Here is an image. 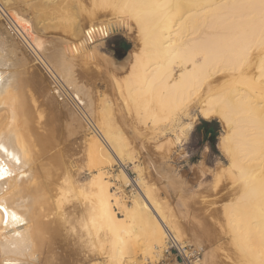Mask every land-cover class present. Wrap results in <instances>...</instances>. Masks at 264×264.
<instances>
[{
    "label": "bare ground",
    "instance_id": "bare-ground-1",
    "mask_svg": "<svg viewBox=\"0 0 264 264\" xmlns=\"http://www.w3.org/2000/svg\"><path fill=\"white\" fill-rule=\"evenodd\" d=\"M1 5L25 48L7 29L0 31L23 56L20 68L14 64L20 71L9 69L6 78L0 77V264H43V253L52 251L47 248L56 236L63 203L56 187H64L68 172L54 116L55 80L70 69L68 59L78 57L81 47L88 50L108 38L121 19L137 37L125 60L108 66V85L120 104L108 99V117L99 124L87 119L72 99L66 106L77 130L87 122L94 133L91 158L104 170L114 161L124 166L128 157L133 160L130 133L122 130L128 128V115L134 117V127L152 125L155 131L166 123L176 125L180 115L189 117L193 107H200L204 120L218 118L224 126L219 147L238 190L222 209L236 256L231 261L264 264V0H1ZM30 19L40 31L66 37L71 42L64 46L66 53L36 42ZM89 55L83 56L91 62ZM36 61L48 77L35 74ZM191 128L192 123L180 129L187 134ZM157 168L162 179L170 173ZM141 172L134 181L141 194L132 195L131 205L120 186L112 192L107 171L95 175L88 191L84 185L74 187L75 198L95 214L89 231L104 232L105 264H159L166 259L167 233L186 244L181 224ZM173 176V186L180 189ZM117 181L122 187L131 183L124 170ZM166 182L170 185L169 178ZM196 250L202 253L201 264H209L210 251Z\"/></svg>",
    "mask_w": 264,
    "mask_h": 264
},
{
    "label": "rangeland",
    "instance_id": "rangeland-1",
    "mask_svg": "<svg viewBox=\"0 0 264 264\" xmlns=\"http://www.w3.org/2000/svg\"><path fill=\"white\" fill-rule=\"evenodd\" d=\"M0 6V14L2 11L0 31L7 29L10 36L21 45L24 38L15 32L12 21L5 14L6 11L1 5V0ZM1 16H5V19ZM111 18V16L106 17V19ZM123 21V19L119 21L116 30L104 41L96 42V45H92L88 50L81 47V52L76 54L78 57L68 59L71 63L70 69L63 71L65 73L62 72L59 78L61 80L58 78L55 80L59 86L56 84L58 91L54 93V100L58 103V109L56 111L54 109V116L58 132L63 139L62 144L64 157L68 163V172L65 174L66 183L64 187H56L63 193V203L59 212L56 236L50 242L51 246L47 248H52V251L43 253L45 254L42 260L43 264H94V262L95 264H105L104 262L108 259V245L105 243L104 232L99 229L95 233L89 231V225L95 218V214L74 196V187L84 185L85 191H88L95 175L104 171H107L112 178L110 181L112 192L120 191V186L127 205L132 204L133 194H141L134 181L138 179L140 171H142L141 176L147 186L154 188L156 196L159 194L160 201L168 207L181 224L183 231H185L186 244L196 249L206 247L210 251L209 264H233V257L236 256L233 251L234 247L225 234L223 208L229 205L231 200H234L233 196H236L238 190L233 186L234 182L228 177L229 173L226 168L229 166V162L219 147L220 138L224 134V126L218 118L204 120L199 114L200 107H193L189 112V117L180 115V122L176 125L166 123L161 127V130L155 131L152 125L134 127V117L128 115L126 117L128 128L122 127V130L126 132L125 135L130 133L132 145L128 149H130L129 153L133 160L128 157L124 166L114 161L105 170L90 155V138L94 136L92 129L84 120V123L86 122L85 129L79 131L69 118L66 107L70 104L69 99L78 104L80 111L87 119L95 121L97 124L108 117L104 109L108 99L116 101L115 104H120L118 97H116L117 94L108 85V66L115 61L123 62L130 51L136 47L135 36L137 37L133 31L130 33L127 29V22L125 21L123 25ZM29 24L31 34L35 37L36 42H40L50 49L58 46L59 51L66 53L64 46L71 44L66 37L55 35L56 31L52 29L54 33L50 30L40 31L41 26H38L34 19H30ZM2 36L3 34H0V50L2 51H0V56L3 57H0V67L2 68V70L0 68V77L6 78L8 74H4V72L10 73L9 69L11 72L17 71L21 65L17 64L22 63L23 56L11 45L9 40ZM124 42L129 45V50L125 55ZM10 47L11 49L14 47V50H10ZM14 51L17 53L14 54ZM87 53L93 59L91 62H88L83 56ZM27 54L28 56L31 55L29 51ZM30 58H35V56L31 55ZM34 70L38 77L39 73L49 76L41 61L35 62ZM192 117H196V119L193 121ZM203 122H208L209 125L202 127ZM191 123V130L187 134H183L180 128ZM155 168L161 170L167 168L165 170L170 171V173L163 175L162 179L158 176ZM200 168L205 171L206 176L202 177ZM120 170H124L131 181L127 187H122L121 183L117 181ZM170 174H174L178 183L181 182L180 189L173 186L172 183L175 181ZM168 178L170 185L166 182ZM120 217L123 218L122 214ZM226 240L227 242H225ZM3 241L4 239H0L1 243ZM163 258L165 259V257ZM158 261L156 260L155 263L151 264H157Z\"/></svg>",
    "mask_w": 264,
    "mask_h": 264
},
{
    "label": "built area",
    "instance_id": "built-area-1",
    "mask_svg": "<svg viewBox=\"0 0 264 264\" xmlns=\"http://www.w3.org/2000/svg\"><path fill=\"white\" fill-rule=\"evenodd\" d=\"M164 254L166 259L159 264H201L202 261L201 251L179 243L171 233H167Z\"/></svg>",
    "mask_w": 264,
    "mask_h": 264
},
{
    "label": "trees",
    "instance_id": "trees-1",
    "mask_svg": "<svg viewBox=\"0 0 264 264\" xmlns=\"http://www.w3.org/2000/svg\"><path fill=\"white\" fill-rule=\"evenodd\" d=\"M129 50V45L126 44V42H124V55L125 53ZM209 125L208 122H203L202 123V127H207ZM201 128V127H200ZM208 133V132H207Z\"/></svg>",
    "mask_w": 264,
    "mask_h": 264
},
{
    "label": "snow or ice",
    "instance_id": "snow-or-ice-1",
    "mask_svg": "<svg viewBox=\"0 0 264 264\" xmlns=\"http://www.w3.org/2000/svg\"><path fill=\"white\" fill-rule=\"evenodd\" d=\"M17 162H18V161H17ZM5 211H6V208H5ZM12 215H13V218H14V219H18V217H16L14 213H13Z\"/></svg>",
    "mask_w": 264,
    "mask_h": 264
}]
</instances>
